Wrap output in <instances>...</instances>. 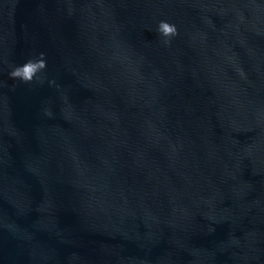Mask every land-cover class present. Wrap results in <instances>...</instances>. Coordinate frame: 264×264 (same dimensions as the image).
Returning <instances> with one entry per match:
<instances>
[{
    "label": "water",
    "instance_id": "1",
    "mask_svg": "<svg viewBox=\"0 0 264 264\" xmlns=\"http://www.w3.org/2000/svg\"><path fill=\"white\" fill-rule=\"evenodd\" d=\"M0 264H264V0H0Z\"/></svg>",
    "mask_w": 264,
    "mask_h": 264
},
{
    "label": "clouds",
    "instance_id": "2",
    "mask_svg": "<svg viewBox=\"0 0 264 264\" xmlns=\"http://www.w3.org/2000/svg\"><path fill=\"white\" fill-rule=\"evenodd\" d=\"M157 33L162 37V42L165 45L170 44L171 38L178 34V30L174 24H170L166 21H160L158 23ZM44 53L40 52L35 59H28L22 65L13 66L8 75L13 79H18L22 83L29 84L34 79L40 81L42 78L38 74L46 68V61L44 59ZM49 83H52L51 81Z\"/></svg>",
    "mask_w": 264,
    "mask_h": 264
}]
</instances>
